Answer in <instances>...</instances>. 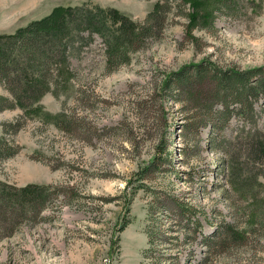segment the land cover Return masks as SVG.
I'll return each instance as SVG.
<instances>
[{"label":"rangeland","instance_id":"1","mask_svg":"<svg viewBox=\"0 0 264 264\" xmlns=\"http://www.w3.org/2000/svg\"><path fill=\"white\" fill-rule=\"evenodd\" d=\"M31 1L38 19L59 5L142 23L158 4L169 11L161 34L113 71L103 38L83 32L65 76L54 70L6 135L20 151L0 159V182L46 189L0 241V264H264V162L249 144L264 142V95L240 111L219 80L264 67V0ZM24 25L0 21V33ZM0 94L11 97L2 83ZM21 115L0 112V138Z\"/></svg>","mask_w":264,"mask_h":264},{"label":"trees","instance_id":"2","mask_svg":"<svg viewBox=\"0 0 264 264\" xmlns=\"http://www.w3.org/2000/svg\"><path fill=\"white\" fill-rule=\"evenodd\" d=\"M161 8L162 5H156L149 20L142 23L113 8L88 4L59 5L48 15L19 27L13 33H0V83L11 93V97L0 94V112L15 108L23 111V115L15 121L3 124L0 159L12 157L20 151L18 145L11 143L6 135L10 131L14 134L22 129L27 121L25 114L29 116L34 104L53 87V71L65 76L70 53L75 44L83 42V32L88 33L89 37L98 34L103 38L107 67L113 71L128 63L132 54L143 48L150 38L161 34L169 11L165 10L162 14ZM201 15L192 14L191 24L194 25ZM203 72V69H199V74ZM220 75L219 80L224 83L221 85L234 91L235 102L241 106L240 111L248 103L251 94L261 91L264 95V67L246 72H223ZM263 143L249 144L253 148L252 155L264 162ZM45 189L34 184L18 187L0 182V241L13 235L31 219L38 210L36 204ZM178 205L182 214L191 210L185 203ZM153 214L154 211L149 208L146 232L150 243L156 233ZM126 226L127 223L124 228Z\"/></svg>","mask_w":264,"mask_h":264},{"label":"crops","instance_id":"3","mask_svg":"<svg viewBox=\"0 0 264 264\" xmlns=\"http://www.w3.org/2000/svg\"><path fill=\"white\" fill-rule=\"evenodd\" d=\"M38 3L39 0H36L35 5L37 6ZM33 5L34 3L31 0H0V21L6 23L22 22L25 24L34 21L38 18L30 14V11L35 9Z\"/></svg>","mask_w":264,"mask_h":264}]
</instances>
